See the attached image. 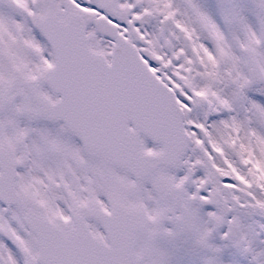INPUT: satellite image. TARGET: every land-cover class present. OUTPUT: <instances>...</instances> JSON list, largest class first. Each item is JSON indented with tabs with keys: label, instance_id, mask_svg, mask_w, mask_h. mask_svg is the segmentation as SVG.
I'll use <instances>...</instances> for the list:
<instances>
[{
	"label": "snow or ice",
	"instance_id": "obj_1",
	"mask_svg": "<svg viewBox=\"0 0 264 264\" xmlns=\"http://www.w3.org/2000/svg\"><path fill=\"white\" fill-rule=\"evenodd\" d=\"M0 264H264V0H0Z\"/></svg>",
	"mask_w": 264,
	"mask_h": 264
}]
</instances>
